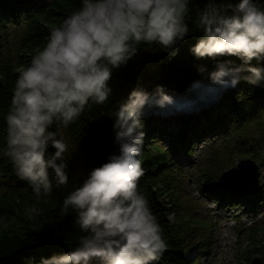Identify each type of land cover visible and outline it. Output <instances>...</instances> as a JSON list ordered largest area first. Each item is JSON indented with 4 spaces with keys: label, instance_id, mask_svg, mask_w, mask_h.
Returning <instances> with one entry per match:
<instances>
[{
    "label": "clouds",
    "instance_id": "clouds-1",
    "mask_svg": "<svg viewBox=\"0 0 264 264\" xmlns=\"http://www.w3.org/2000/svg\"><path fill=\"white\" fill-rule=\"evenodd\" d=\"M189 11L190 0H81L78 10L50 30L45 45L19 71L5 118L4 155L28 181L37 202L52 195L49 168L57 186L68 183V146L49 128H67L92 104L105 103L112 69L133 58L139 45L171 50L189 32ZM195 24L203 33L191 49L195 56L230 55L243 62L235 68L219 65L210 73L214 83L235 86L242 71L251 84L264 81V68L250 63L264 59V8L255 0H207L197 10ZM150 102L163 108L174 99L159 86L154 99L141 90L130 93L113 124L119 153L92 168L62 200L61 215L71 210L85 233L79 246L42 258L40 264H90L95 259L149 264L167 249L157 217L138 190L145 174L139 158L144 137L139 116ZM49 144L55 151L46 158ZM25 211L32 221L43 215L35 204Z\"/></svg>",
    "mask_w": 264,
    "mask_h": 264
},
{
    "label": "trees",
    "instance_id": "trees-1",
    "mask_svg": "<svg viewBox=\"0 0 264 264\" xmlns=\"http://www.w3.org/2000/svg\"><path fill=\"white\" fill-rule=\"evenodd\" d=\"M255 2L264 8V0ZM206 3L207 0H190L186 18L189 32L171 50L155 44H141L133 58L119 68H113L109 81L111 91L105 103L92 104L67 128L55 124L49 128L57 133V138L63 141L67 138L89 156L94 168L106 162L111 154L119 153L113 124L116 112L128 101L133 90L144 91L154 99L159 86L173 97L174 103L163 108L154 102L146 104L139 116L142 125L139 130L144 133L139 158L145 174L138 182V190L147 197L168 245L160 257L149 264H200L186 257L184 234L194 218L190 216L185 225L181 220L171 222L168 219L169 201L160 199L161 195L169 196L171 164L178 151L190 155L195 144L223 133L219 147L205 150L197 164L202 189L209 194L217 193L214 194L217 203L232 202L243 207L240 202L243 197L229 194L218 186L217 192L209 188L210 184L217 185L221 168L235 164L231 157L241 152L235 151L236 143L250 148L248 155L257 158L261 166L259 174L261 179L264 178L261 174L264 171V81L251 84L243 79L248 75L244 71L239 73L241 78L235 86L225 87L212 81L210 73L219 65L235 68L243 62L230 55L199 58L193 54V45L203 35L195 24L196 12ZM80 6L81 0H0V264H40L42 258L74 250L79 246V237L85 234L74 223L75 214L71 210L65 216L61 215L63 198L81 184L67 152L68 183L57 186L54 172L49 168L52 195L42 197L39 202L28 181L17 175L12 161L4 155L5 118L19 71L45 45L50 30ZM250 63L264 68V59H253ZM252 124L261 133L260 144L246 141L248 130L254 132L250 127ZM243 128L248 129L244 131ZM163 139L169 144H164ZM54 151L49 144L46 158ZM251 197L252 203L260 202L264 197L259 183ZM32 204L43 209V215L35 221L30 220L25 211ZM202 227L206 229L199 232L200 236L212 226L202 223ZM240 230L236 232L238 236L240 232L242 234L236 247L240 258L238 264H264V218L246 231ZM200 239L197 247L204 250L207 235ZM90 264L103 262L95 259Z\"/></svg>",
    "mask_w": 264,
    "mask_h": 264
},
{
    "label": "rangeland",
    "instance_id": "rangeland-1",
    "mask_svg": "<svg viewBox=\"0 0 264 264\" xmlns=\"http://www.w3.org/2000/svg\"><path fill=\"white\" fill-rule=\"evenodd\" d=\"M226 122L229 121L227 120ZM250 127L254 132H249L248 130V133L245 134L247 137L246 141L254 145L262 143V139L259 136L261 133L254 129L256 126L252 124ZM247 129L243 128L244 131ZM223 139V133L219 132L214 137L195 144L190 155L178 151L173 157V163L171 164L172 175H170L169 196L161 195L160 197L165 202L169 201L168 206H171V209L168 212V219L171 222L181 220L182 224L185 225L186 223L188 224L190 216L194 218L195 221L189 223V229L184 234L186 257L200 264H238L240 258L237 255L236 247L242 234L240 232V236H238L237 230L246 231L255 222L264 218V197L257 203L251 202V195L240 198V202L243 204L241 208L232 202L217 203L214 196L217 193L209 194L202 189V185L198 180L200 172L197 164L205 150L212 146L214 148L219 147L218 145L221 144ZM163 140L164 144H169L167 139ZM64 142L68 146L67 153L71 157L76 174L82 183L92 169L91 159L67 138L64 139ZM238 150H241V152L235 153L231 157L235 162L233 166L246 156L245 158L255 159L258 163V168L261 167L256 157L248 155L250 153L249 147L245 145L238 146L236 143L235 151ZM239 155L242 157H238ZM221 169L220 174L228 168L223 167ZM261 170L263 169L261 168ZM261 174L264 176V171H261ZM263 180L264 178L262 177L261 179L259 174L258 183L260 184V189L264 191ZM261 181L263 182L262 184ZM209 188L214 192L218 190L216 184H210ZM202 223L212 227L204 230L201 234L202 236H200L199 232L206 229L202 227ZM205 235H207L205 249L199 250L197 244L201 240L200 237L204 238Z\"/></svg>",
    "mask_w": 264,
    "mask_h": 264
},
{
    "label": "water",
    "instance_id": "water-1",
    "mask_svg": "<svg viewBox=\"0 0 264 264\" xmlns=\"http://www.w3.org/2000/svg\"><path fill=\"white\" fill-rule=\"evenodd\" d=\"M258 163L253 158L240 159L235 166L223 171L218 186L232 195H253L258 188Z\"/></svg>",
    "mask_w": 264,
    "mask_h": 264
}]
</instances>
